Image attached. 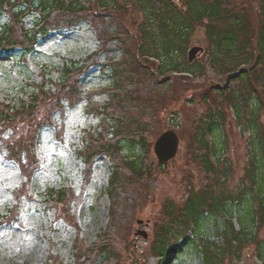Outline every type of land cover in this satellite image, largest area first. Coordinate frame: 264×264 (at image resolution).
Wrapping results in <instances>:
<instances>
[{
	"label": "trees",
	"instance_id": "trees-1",
	"mask_svg": "<svg viewBox=\"0 0 264 264\" xmlns=\"http://www.w3.org/2000/svg\"><path fill=\"white\" fill-rule=\"evenodd\" d=\"M251 2L253 15L246 9L248 3L238 0H0V53H19L27 61L52 31L71 30L83 22L96 31L97 49L82 63L63 64L60 82H52L55 90L49 88L51 79L42 70L41 83H32L34 91L29 95L19 102L0 100L1 153L19 165L28 179L40 169L37 146L44 126L62 131L66 114L85 98L90 99V113L101 118L100 130L84 135L80 155L86 189L98 158L107 157L112 163L107 228L95 242H85L71 214L83 195L69 187L51 189L46 195V207L78 229L72 249L75 264H123L129 242L124 213L132 207L136 192L147 191L153 175L142 152H148L161 115L149 85L161 91L189 77L190 82H200L195 78L208 74L207 69L224 76V83L200 93L201 100L211 104L205 117L195 123L193 135L198 146L194 162L201 168L202 185L189 189L184 204L166 200L151 252L160 264H166L183 243L193 241L203 255L202 264H231L241 261L245 248L255 244L257 230L264 227V0ZM30 15H36L32 27L25 24ZM200 31L206 37V52L191 64L188 51ZM94 67L111 81L106 89L110 98L104 105L95 103L96 95L86 90V75ZM43 104H50L54 111L41 120ZM171 114L180 116L176 110ZM230 114L250 133L248 162L233 188L229 187L234 166L226 156L227 134H216L226 128ZM21 123L29 128L20 136ZM21 192H15L18 203L10 214H0V223L16 222ZM211 218L222 244L203 233ZM254 222L255 231L248 227ZM256 252L264 264L262 242ZM46 264L63 261L50 253Z\"/></svg>",
	"mask_w": 264,
	"mask_h": 264
},
{
	"label": "rangeland",
	"instance_id": "rangeland-1",
	"mask_svg": "<svg viewBox=\"0 0 264 264\" xmlns=\"http://www.w3.org/2000/svg\"><path fill=\"white\" fill-rule=\"evenodd\" d=\"M238 1L248 3L247 11L254 14L255 4L251 0ZM35 16L30 15L25 20L28 27H32ZM4 21L5 18L2 22ZM38 45L37 51L29 54L27 61L19 53L14 55L0 53L1 101L19 102L20 97L33 92L32 83H41L42 70L51 79L49 88L51 91L55 90L53 84L60 82L63 64L72 60L82 63L84 58L94 53L99 42L90 23L83 22L71 30L50 32ZM193 45L206 46L203 31L196 34L191 46ZM207 70L208 74L194 77L200 82H190L192 78L189 77L186 80L175 81L171 89L161 91L149 85L152 99L158 105L161 115L148 152H142L146 165L153 171V175L147 191L136 192V200L124 213L123 226L129 229L126 237L131 244L127 243L123 264H160V258L153 256L151 250L158 226L164 220L162 208L166 200L171 199L176 204H184L189 189L192 187L198 189L202 185L201 168L194 162L198 146L193 135L195 123L201 117H205L211 104L203 102L200 93L210 85L224 83V76L212 69ZM110 84L111 81L104 78L99 67L91 69L85 78L87 92L96 95L95 103L101 105L109 101L110 96L106 89ZM192 97H196L195 103L188 102V98ZM89 101V98H85L66 114V123L62 131H55L50 126L43 127L37 146L40 169L34 172L32 179L26 178L14 161L6 160L0 149V214L9 215L13 206H16L18 203L14 195L16 191L22 190L23 195L16 222L0 223V264H46L50 253L60 257L63 264H75L72 249L78 237V229L73 224L58 219L56 211L46 207V195L51 189L69 187L76 195H83L82 203L79 206H72L71 214L81 229L80 237L85 242L89 244L95 242L107 228L111 209L107 191L112 175V163L107 157L98 158L89 188L84 187L85 163L80 155V150L84 147L83 138L87 131L96 133L101 126V118L90 113ZM212 104L216 107L215 102ZM41 110L39 116L41 120L54 111L50 104H43ZM174 110L180 114L179 117L172 116ZM20 128L18 133L21 136L27 133L29 125L21 123ZM173 128L180 136L179 152L174 160L159 167L154 144L163 132ZM217 133L227 134L230 146L225 155L234 166V175L229 184V187L233 188L240 181L248 162L250 133L240 128L232 114L228 117L226 128L217 130ZM237 217L238 215L234 221L236 227L240 229L241 224ZM139 221L143 223L140 224ZM248 227L253 231L257 230L255 222ZM216 228L217 225L211 218L203 226V233L208 235L210 241L222 244ZM142 230L147 232L146 238L139 234ZM257 231L255 244L245 248L241 261L234 260L231 264H263L256 257V250L259 243L264 244V227ZM195 234L192 233V236ZM202 263L203 255L193 241L183 243L179 253L171 254L166 261V264Z\"/></svg>",
	"mask_w": 264,
	"mask_h": 264
},
{
	"label": "water",
	"instance_id": "water-1",
	"mask_svg": "<svg viewBox=\"0 0 264 264\" xmlns=\"http://www.w3.org/2000/svg\"><path fill=\"white\" fill-rule=\"evenodd\" d=\"M174 1L176 3L180 2V0ZM205 52L206 48L204 46L193 45L188 51V60L192 64L193 62L201 58ZM179 145L180 136H178V133L174 128L163 132V134L159 136L154 144L155 153L157 159L159 160V164L164 165V163L174 160L179 152ZM139 223L142 224L143 222L139 221ZM139 234H141L145 238L147 237V232L144 230L139 231Z\"/></svg>",
	"mask_w": 264,
	"mask_h": 264
}]
</instances>
